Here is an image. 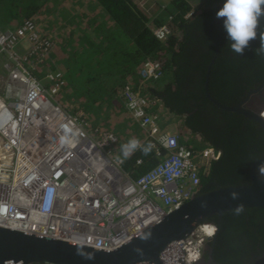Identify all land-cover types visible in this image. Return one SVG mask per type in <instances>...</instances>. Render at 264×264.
<instances>
[{"label": "built area", "instance_id": "built-area-1", "mask_svg": "<svg viewBox=\"0 0 264 264\" xmlns=\"http://www.w3.org/2000/svg\"><path fill=\"white\" fill-rule=\"evenodd\" d=\"M151 1L138 0L137 5L147 13ZM192 15L190 11L185 18ZM153 34L166 39L168 24L155 27ZM20 46L26 48L23 53L17 50ZM52 48L32 20L0 29V55L8 62L6 94L0 96V227L114 250L195 195L220 153L213 146L191 151L179 144L176 134L161 130L159 112L150 109L162 103L143 93L161 77V69L146 61L137 88L126 85L121 98L144 133L140 144L152 145L157 163L131 178L119 162L123 156L113 152L120 138L98 130L90 136L83 128L84 114L70 115L56 101L65 83L62 73L48 72L43 81L32 74ZM65 125L77 131L71 144L60 143ZM49 188L54 199L45 207ZM207 227L212 233L204 231ZM214 232L213 225L204 223L185 240L169 243L161 264H195Z\"/></svg>", "mask_w": 264, "mask_h": 264}, {"label": "trees", "instance_id": "trees-1", "mask_svg": "<svg viewBox=\"0 0 264 264\" xmlns=\"http://www.w3.org/2000/svg\"><path fill=\"white\" fill-rule=\"evenodd\" d=\"M136 1L0 0V29L19 26L25 20L36 24L40 33L53 43V48L44 64L32 74L43 81L46 73L59 70L65 83L56 101L70 115L84 114L83 128L90 136L95 137L98 130L120 138L112 147L116 156L122 155L123 141L144 138L131 117L132 122L130 118L128 123L121 120L124 128L120 127L118 118H113L114 113L122 114L124 108L121 92L126 85L137 88L144 62L158 63L161 77L150 83V88L143 93L162 103L160 109L157 105L150 109L159 112L161 130L176 134L179 144L191 151L213 146L220 153L208 173L201 177L203 186L208 188L205 192L246 183V174L240 171L264 155V132L254 121H244L236 113L221 111L204 95L206 68L217 47L220 57L210 68L208 91L220 103L232 105L237 100L236 96L243 89L231 85L239 75L238 66L250 61L229 57L233 52L228 47V35L219 40L220 32L213 31L211 39L205 34L206 20L216 15L224 0H205L198 9L192 8L186 0H172L165 9L171 18L170 35L164 40H158L153 34V29L159 27L163 19L153 14L148 16ZM190 11L193 16L185 18ZM262 26L264 17L260 21L259 40L264 38ZM215 37L218 40L213 42ZM259 44L253 43L251 50L257 49ZM261 56L255 52L257 62H261ZM220 66L223 71H219ZM173 119L177 130L170 126ZM141 146H147L146 142ZM138 159L142 164L136 165ZM156 163L152 149L147 155L137 149L124 159L122 168L136 179ZM254 213L264 214V208H248L240 214L231 211L223 218L229 222L227 229L239 227L246 231L255 227L250 235L261 237L259 249H263L264 227L258 223L261 215L257 217ZM229 250L231 256L227 264H240L236 260L238 251L234 247ZM215 257L219 260L217 254ZM259 259V264H264V258Z\"/></svg>", "mask_w": 264, "mask_h": 264}, {"label": "water", "instance_id": "water-1", "mask_svg": "<svg viewBox=\"0 0 264 264\" xmlns=\"http://www.w3.org/2000/svg\"><path fill=\"white\" fill-rule=\"evenodd\" d=\"M208 71L205 96L218 109L238 113L256 122L264 132V84L248 95V100L228 106L212 98L208 91ZM258 106L253 107L252 102ZM250 179L241 185L219 187L198 192L160 221L121 245L106 251L63 240L41 237L0 227V264H161L160 255L174 241L185 240L210 217H221L243 209L264 208V157L254 161ZM232 193L237 198H232Z\"/></svg>", "mask_w": 264, "mask_h": 264}, {"label": "flooded vegetation", "instance_id": "flooded-vegetation-1", "mask_svg": "<svg viewBox=\"0 0 264 264\" xmlns=\"http://www.w3.org/2000/svg\"><path fill=\"white\" fill-rule=\"evenodd\" d=\"M223 20H224V18L218 19L216 17V15L213 18L206 20L208 28H207V31H205V34L208 36V39H211L213 37L214 32H216V34L218 32L221 33V36H219V40L226 39L227 32L223 27ZM260 28L261 27H259L258 29H260ZM258 29H257V38L250 42L249 48L245 49L243 56H239V55L235 54L234 52L229 54V57H231L233 59H241V60L243 58L250 59V61L248 63L246 62L244 66L242 64H240L238 66L239 71L237 72V74H239V75L238 76L236 75V77H235L236 79L234 80V83L231 85V87H242V89L245 92L243 90L241 92H239L238 95L236 96L237 100H235V102H232L231 103L232 105L239 104V103L245 101L246 99L248 100V95L251 94V92L253 90L259 88L260 86H262L264 84V55H262V56L260 55L261 57H263V59L261 60V62H257L258 60H255L256 58L254 57V55H255L254 51L255 50H253V51L251 50V48H253V43L259 44L261 41V40H259V35H258L259 33H261V29L260 30H258ZM262 29L264 31V26H262ZM217 40H218V37H215L213 42H215ZM213 45L215 47V43H213ZM258 47H259V45H258ZM219 57H220V51L217 47L215 49V52L213 54V58L211 59L210 64L206 68V75L204 77V87H205V82L207 80L208 67H209V71H208V79H209V73L211 70L210 68L213 65L215 60L217 62V59ZM218 69H219V71L220 70L223 71L222 66H220ZM207 87H209V86H207ZM204 95H205V91H204ZM205 99L208 100L206 98V96H205ZM227 103H229V102H227ZM220 104H223V103H220ZM223 105H228V104H223ZM232 105H230V106H232ZM252 105H253V107H257L258 102L253 101ZM236 114L241 119H243L244 121L245 120L252 121V120L247 119L245 116H243L241 114H238V113H236ZM262 157H264V155H262ZM262 157H260V158H262ZM260 158H258V159H260ZM251 165H252V163L249 164L247 169L240 171V173L246 174V178H245L246 182H248L250 179L249 169H250ZM206 189L208 190V188L206 186L204 187L203 184H201L199 191L205 192V191H207ZM254 215L257 217L259 215H261L259 217L260 220L258 221V223L263 225V227H264V214L254 213ZM223 216L224 215H222L221 217H214L209 222V224L214 226L215 232H214L213 237H211V239H209L205 243L202 256L199 259V261L195 264H227L229 261V258H230L229 255L231 256V254H230L231 252L229 250V247H234L236 249V252L238 251L237 259H236L237 263H240V264H259L260 263L259 257L264 258V248L259 249V244H260L259 242L261 240V237H259L256 234L253 236L250 235V233L252 231L256 230V229H254L255 227H251L249 230H246V231L239 230V227L237 229H233V228L227 229L226 226L229 225V222H227V221L225 222ZM247 217L245 218L246 220H248ZM248 225H249V222L246 221V226H248ZM263 233H264V228H263ZM256 240H257V242H256ZM216 254L219 257V260H221V261L216 259V257H215ZM235 258H236V256H235Z\"/></svg>", "mask_w": 264, "mask_h": 264}, {"label": "clouds", "instance_id": "clouds-1", "mask_svg": "<svg viewBox=\"0 0 264 264\" xmlns=\"http://www.w3.org/2000/svg\"><path fill=\"white\" fill-rule=\"evenodd\" d=\"M216 17L218 19L224 18L223 27L230 41L228 46L230 50L239 56H243L245 49L249 48L250 42L257 38V29L260 27L261 17H264V0H224L223 6L216 12ZM255 52L258 55H264V38L261 39ZM63 132L64 134L60 137V143H73V138L77 135V131L65 125ZM151 148L152 145L150 143L147 146H141L137 138H131L127 143L121 145L123 159H120L119 162L123 163L124 159L129 158L137 149H141L143 154L147 155ZM232 198L236 199L237 194L232 193ZM53 199L54 189L49 188L45 197V207H51ZM243 210V205H238L234 211L240 214Z\"/></svg>", "mask_w": 264, "mask_h": 264}, {"label": "rangeland", "instance_id": "rangeland-1", "mask_svg": "<svg viewBox=\"0 0 264 264\" xmlns=\"http://www.w3.org/2000/svg\"><path fill=\"white\" fill-rule=\"evenodd\" d=\"M172 0H160V3L164 6H169V3L171 2ZM205 0H187V2L191 5L192 8H200L202 6V4L204 3ZM167 10V9H166ZM164 10V11H166ZM167 12V11H166ZM169 20H167L166 22H168ZM42 26L39 25V28H41ZM23 47V46H22ZM25 46L23 47V49L21 50L22 53L25 51ZM7 58H6V55H0V87H6V82H7V78H8V73H7V70L5 68V65L7 64ZM146 87H148V89L150 88V85H147ZM5 92H6V89H5ZM161 102V101H160ZM157 107L160 109V106L157 105ZM122 114L121 113H114V117L113 118H118L119 119V122H120V127H123L124 128V123H128L129 122V118L131 117L129 115V113L125 110V108L122 109ZM124 122H122V121ZM128 120V121H127ZM130 121H131V118H130ZM132 122V121H131ZM170 126L174 129V130H177L178 127L176 125V122L175 120H171L170 121ZM124 136H127V135H124Z\"/></svg>", "mask_w": 264, "mask_h": 264}, {"label": "crops", "instance_id": "crops-1", "mask_svg": "<svg viewBox=\"0 0 264 264\" xmlns=\"http://www.w3.org/2000/svg\"><path fill=\"white\" fill-rule=\"evenodd\" d=\"M138 1V0H137ZM136 1V3H137ZM187 1V0H186ZM148 12L146 13L148 16L150 15H155L158 19H163L161 23H167L166 21L169 20L170 16L168 12L164 11L166 9V6L162 5L160 3V0H152L147 4ZM11 27H16V26H11ZM11 27H6V28H11ZM4 28V29H6ZM23 49L22 46L18 47L17 50L22 52L21 50ZM5 87H0V96L4 97L5 95Z\"/></svg>", "mask_w": 264, "mask_h": 264}, {"label": "bare ground", "instance_id": "bare-ground-1", "mask_svg": "<svg viewBox=\"0 0 264 264\" xmlns=\"http://www.w3.org/2000/svg\"><path fill=\"white\" fill-rule=\"evenodd\" d=\"M262 116H263V118H264V111H263V114H262ZM204 231H207L208 233H212V231L210 230V228H205V230Z\"/></svg>", "mask_w": 264, "mask_h": 264}]
</instances>
